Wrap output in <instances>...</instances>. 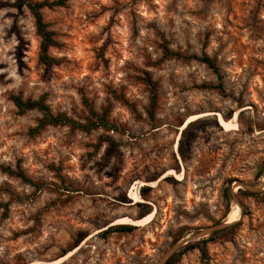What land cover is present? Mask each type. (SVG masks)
<instances>
[{
    "label": "rangeland",
    "instance_id": "1",
    "mask_svg": "<svg viewBox=\"0 0 264 264\" xmlns=\"http://www.w3.org/2000/svg\"><path fill=\"white\" fill-rule=\"evenodd\" d=\"M42 16L60 43L50 64L30 10L0 0V167L40 184L0 170V264H156L180 240L172 264H264V0H64ZM162 46L214 59L222 91ZM15 95L81 124L86 99L117 130L31 136L42 115L18 114ZM122 224L133 228L109 231ZM206 239L204 255L189 248Z\"/></svg>",
    "mask_w": 264,
    "mask_h": 264
},
{
    "label": "trees",
    "instance_id": "2",
    "mask_svg": "<svg viewBox=\"0 0 264 264\" xmlns=\"http://www.w3.org/2000/svg\"><path fill=\"white\" fill-rule=\"evenodd\" d=\"M62 6H64V0H54V1L43 0L39 2H34L30 0H15V7L18 10H21L23 7H27L34 18L35 33L40 40L39 58L45 64H50L54 62V59L51 56H49L48 51L51 47H59L60 43L56 41V39L54 38V33L49 29L48 24L44 21L42 16V10L45 8L52 9L55 7H62ZM172 57L182 60L194 59L206 65V67L212 70V72L216 75V78L219 81V83L217 85L203 84L200 87L205 89H218L222 91L221 72L214 59L210 58L208 55L205 54L201 56H197V55L184 56L178 52L171 51L165 46H162V58L168 59ZM143 80L145 81L146 85L149 88V106H148L147 114L152 120L157 105V83L151 79L150 74L147 72L144 73ZM11 101L14 104V106L17 108L18 114L20 115H23L31 110H37L38 112L41 113L42 117L39 120L38 125L29 131V134L31 136L38 135L47 126H59V125H68L71 128L80 129L85 132L91 131L96 128L117 130V128L114 125L110 124L107 121L106 119L107 110L104 109L100 114H98L93 108L92 104L88 102L86 99H83V104L87 110L88 117H87V121L84 124L77 123L69 119L64 114L52 115L50 113L48 106L44 103V97H40L34 100L31 98L23 99L19 95H15L11 97ZM185 131H183V133H185ZM109 142L115 145L113 140L110 139ZM0 170L9 176H13L15 178L20 179L22 182L30 185L35 189L40 188V184H36L35 182H33L21 170H13L9 167H0ZM0 208H3V214H5L7 205L6 204L0 205ZM132 228L133 227L131 225L122 224V225H116L110 227L109 231L118 232V233H128L132 230ZM208 240L210 239H206L201 242L200 241L196 242L189 248L190 249L196 248L204 255L205 253L204 245L207 243ZM176 254L178 253L175 252L164 264H172L174 258L176 257Z\"/></svg>",
    "mask_w": 264,
    "mask_h": 264
},
{
    "label": "water",
    "instance_id": "3",
    "mask_svg": "<svg viewBox=\"0 0 264 264\" xmlns=\"http://www.w3.org/2000/svg\"><path fill=\"white\" fill-rule=\"evenodd\" d=\"M242 187L243 188H248L245 185H242ZM251 190L257 191L258 189H251ZM229 224L230 223L225 222V223L219 224V225L214 226V227H209V228L203 229V230L199 231L196 235H194L192 237V239L198 240L199 238H201L203 236H206V235L210 234L213 231H217V230L223 229L224 227H226ZM184 244H186V242L183 241V240H180L177 243H175L173 246H171L168 250H166L164 252V254L159 259L158 263H156V264H163V263H165Z\"/></svg>",
    "mask_w": 264,
    "mask_h": 264
},
{
    "label": "bare ground",
    "instance_id": "4",
    "mask_svg": "<svg viewBox=\"0 0 264 264\" xmlns=\"http://www.w3.org/2000/svg\"><path fill=\"white\" fill-rule=\"evenodd\" d=\"M196 117V116H195ZM195 117H194V120H195ZM199 118V116H198ZM192 120V119H191ZM190 122V121H189ZM188 122V123H189ZM220 124L222 126H225L227 128L231 127L232 124H230L229 122H226L225 120H223L222 117H220ZM179 177H181V175H178ZM235 188L238 187V184H236L234 186ZM257 187V186H256ZM258 188V187H257ZM256 189V188H255ZM239 210L240 209H234V211L232 212V214L230 215V218L227 220V223H232L234 221H236L238 219V216H239ZM154 213V212H153ZM153 213H151L147 218L143 219V220H139V221H136V222H132L133 224L135 225H146L148 224L151 220H152V217H153Z\"/></svg>",
    "mask_w": 264,
    "mask_h": 264
}]
</instances>
